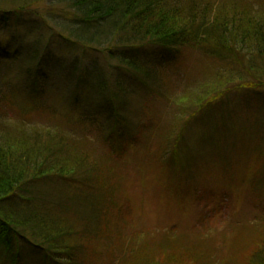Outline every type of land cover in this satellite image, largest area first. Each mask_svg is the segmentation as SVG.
<instances>
[{
  "label": "rangeland",
  "instance_id": "374dc122",
  "mask_svg": "<svg viewBox=\"0 0 264 264\" xmlns=\"http://www.w3.org/2000/svg\"><path fill=\"white\" fill-rule=\"evenodd\" d=\"M253 1L257 4L259 0ZM4 3L0 1V14L6 12L3 7H9ZM74 18L60 0H39L29 11H21L16 17L18 27L31 26L26 41L32 43L41 34V52L47 49L49 54L57 57H79L83 69L94 64L112 69V62L97 47L84 48L62 38L63 29L76 25ZM11 23V28L17 27ZM8 32L10 30L0 29V38L7 37ZM137 46L149 63V71L155 75L154 80L146 83L129 72L121 76L126 89L134 93L132 97L129 94L126 112L129 127L131 124L136 129L141 125L138 136L133 140L124 131L121 142L113 141L114 147L122 144L126 147L116 159L111 155L103 156L105 152L96 148L99 137L91 133L94 139L86 138L89 129L73 130L79 138H86L88 144L84 146L92 153L90 160L101 163L106 158L111 164L110 168L106 165L109 169L103 173L108 185L111 182L115 186L114 198L122 209L118 217L125 219L123 227L128 222L122 234L126 242L118 234L122 241L116 244L112 235L106 242L103 239L98 243L92 236L87 245L82 243L85 264H122L121 258L132 257L129 252L136 248L135 259L141 249L140 253L159 261L177 245L187 249L188 264H197L194 263L196 257L198 264H264V161L260 153L264 145V60L253 63L235 54L227 60L220 57L221 60L216 55L195 49L168 50L147 43ZM5 65L1 72L7 75L5 79L10 92L15 85L20 87L34 82L33 79L23 80L21 66ZM41 69L46 73V69ZM48 81L51 88L38 81L36 97H32L30 87H25L20 94L10 93L13 106L5 112L6 120L23 117L35 124L46 120L44 114H38L41 107L49 108L50 112L60 109L63 114L70 110L74 84L67 83L62 75ZM215 82L217 86L211 92ZM198 96L203 100L213 96L212 103L217 106L214 109L231 116V121L227 117L225 120L232 124L213 133L214 144H219L221 150H212L208 142L205 146L200 142L204 140L202 135L209 131L202 129L199 132L192 122L191 114L199 103L195 102ZM31 108L38 113L32 112ZM50 112H47L48 116L54 113ZM71 115L77 117L78 112ZM186 124L180 133V127ZM175 126L174 140L180 133L175 145L180 143L183 148L176 167L168 166V159L164 162L157 159L158 140ZM185 141L193 146L195 157L184 150ZM98 177L91 180L95 187H98ZM31 184L19 191L22 199L27 202L30 198L32 201L28 203L38 204L48 213L69 197L73 202L78 198L81 201L90 193L81 180L54 182L47 179ZM31 187L38 192L30 193ZM97 199L101 200V195ZM88 201L92 199L88 198ZM86 205V202H79L81 209ZM71 210L75 219L73 228L80 232L85 228L92 230L79 217L76 208L71 207ZM33 240L28 235L19 243L16 263L12 262V255L0 248V264L48 263L44 251L33 249L29 244ZM188 252L196 257L189 256Z\"/></svg>",
  "mask_w": 264,
  "mask_h": 264
},
{
  "label": "trees",
  "instance_id": "16d2710c",
  "mask_svg": "<svg viewBox=\"0 0 264 264\" xmlns=\"http://www.w3.org/2000/svg\"><path fill=\"white\" fill-rule=\"evenodd\" d=\"M0 1L9 6L3 7L6 12L0 14V29L10 30L7 37L0 38V248L12 255V262L16 263L19 243L29 235L36 241H30L31 247L44 251L45 260L49 261L44 264H85L83 244L87 245L92 236L98 243L103 239L105 242L110 240L111 235L114 244L122 240L126 242L122 234L128 222L123 227L125 219L118 217L122 209L114 198L115 186L111 182L108 185L103 173L111 164L106 158L101 163L90 160L92 153L86 151L84 145L88 144L86 138L94 139L92 133L100 138L96 148L105 152L102 155L117 159L126 147L124 144L114 147L113 141L118 139L121 142L124 131L133 140L138 136L141 125L136 129L131 124L129 127L126 112L128 100L134 93L126 89L121 76L129 72L146 83L154 80L155 75L149 71V63L137 45L147 43L168 50L195 49L224 60L232 54L253 63L264 60V0L257 4L253 0H60L70 9L76 23L71 29H63L64 34L60 32L62 38L84 48L97 47L112 62V69L98 64L83 69V61L79 57H57L49 54L47 49L41 52V34L32 43L26 41L29 40L31 26L18 27L19 20L16 19L18 13L29 11L39 0ZM11 12L12 15H8ZM11 22L17 27L11 28ZM5 64L21 66L23 80L33 79L34 82L20 87L15 85L10 92L5 79L7 75L1 72ZM56 75H62L67 83L74 84L70 110L63 114L60 109L50 112L49 108L41 107L38 113L31 108L32 112L44 114L46 118L35 124L23 117H8L6 120L5 112L13 106L10 93L20 94L25 87H30L32 97H36L38 81L51 88L48 79ZM216 86L215 82L211 92ZM212 98L203 100L201 96L196 97L195 102L199 103L191 114L192 122L199 132L202 129L209 131L202 135L204 140H200L204 146L208 142L212 150H221L219 144H214L213 133L225 129L231 123L228 121L231 116L214 109L217 106L212 103ZM74 111L78 112L77 117L71 115ZM47 112L54 113L48 116ZM186 126L180 127V133ZM82 129H89L84 139L73 132ZM176 131L175 126L157 144L160 150L157 159L161 162L168 159V166L174 167L180 149L181 152L183 149L180 143L175 145L180 137L179 133L178 139L174 140ZM200 135L197 134L196 138L199 139ZM187 144L185 141L184 150L195 157L193 146ZM260 153L264 161V145ZM106 165H110L109 168ZM96 177L98 187L91 182ZM45 178L54 182L81 180L90 193L81 201L77 197L78 200L73 202L69 197L57 203L50 213L44 212L38 204L28 203L32 201L30 198L25 202L19 191L25 185L26 188L32 185V181L47 180ZM35 191L38 192L34 187L29 189L30 193ZM100 195L101 200H98ZM88 198L92 201L89 202ZM79 202H86V207L81 209ZM71 207L78 210L79 217L92 230L85 228L80 232L73 228L75 219L71 216ZM101 221L103 223H97ZM183 247L177 245L159 261L143 255L141 249L135 259L137 248L129 252L132 257H122L121 260L122 264H188L187 249ZM188 255L196 257L189 252ZM194 263H199L197 257Z\"/></svg>",
  "mask_w": 264,
  "mask_h": 264
}]
</instances>
